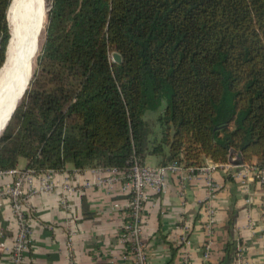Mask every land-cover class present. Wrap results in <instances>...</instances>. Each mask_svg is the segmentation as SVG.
Wrapping results in <instances>:
<instances>
[{"label":"trees","instance_id":"16d2710c","mask_svg":"<svg viewBox=\"0 0 264 264\" xmlns=\"http://www.w3.org/2000/svg\"><path fill=\"white\" fill-rule=\"evenodd\" d=\"M49 1L30 84L0 136V170L21 158L38 171L124 169L149 155L264 166V0ZM14 9L0 0L1 69Z\"/></svg>","mask_w":264,"mask_h":264},{"label":"crops","instance_id":"0c3cea01","mask_svg":"<svg viewBox=\"0 0 264 264\" xmlns=\"http://www.w3.org/2000/svg\"><path fill=\"white\" fill-rule=\"evenodd\" d=\"M160 162L154 155L145 160L153 166ZM213 163L207 159L202 166ZM25 166L19 164V168ZM256 167L258 159L254 158L230 170L183 166L169 171L165 191L150 193L142 211V238L149 263L181 264L186 258L190 264H220L226 244L235 240L236 253L229 264H236L237 253L245 264H264V188ZM66 174L77 187L67 208L59 197ZM54 176V193L28 198L32 234L24 264H129L124 257L126 244L120 239L130 198L123 181L84 187L85 182L107 173L79 170L72 164ZM12 180L11 175H0V190ZM18 230L10 199L0 198L2 239L13 243ZM0 264H12L11 252L0 251Z\"/></svg>","mask_w":264,"mask_h":264},{"label":"built area","instance_id":"2783aa9c","mask_svg":"<svg viewBox=\"0 0 264 264\" xmlns=\"http://www.w3.org/2000/svg\"><path fill=\"white\" fill-rule=\"evenodd\" d=\"M184 165L178 162H171L166 165H147L135 162L130 167L124 169L119 168H92L99 175L104 172L106 177L99 176L95 181H87L84 187H92L94 185L112 186L118 180L123 181V190L130 193V198L125 205L127 209V220L123 224L121 232V241L126 244V253L124 257L129 264H150L148 252L142 238V211L146 201L150 197V193H162L166 189V174L169 171H177L182 169ZM238 166L232 162L229 163H213L208 166H200L201 170H215L222 168L230 170V168ZM256 176L264 188V166L256 167ZM58 170L46 169L35 170L26 168H12L8 170H0V175H11L13 180L7 182L3 189L0 190V198H9L12 210L17 218L19 230L13 243H8L6 239H2L3 233L0 231V251H9L12 254V264H24L25 253L30 248L32 226L28 217V198L31 195L39 193H54L57 189L55 174ZM121 175V176H120ZM241 176V173H237ZM37 181V184H36ZM77 190L72 183L68 174L60 191V201L67 208L68 200ZM117 206V204H115ZM264 211V200H263ZM210 248V244L206 246ZM207 257L208 254L206 253ZM181 264H190L186 258ZM236 264H245L239 253L236 255Z\"/></svg>","mask_w":264,"mask_h":264},{"label":"bare ground","instance_id":"6f19581e","mask_svg":"<svg viewBox=\"0 0 264 264\" xmlns=\"http://www.w3.org/2000/svg\"><path fill=\"white\" fill-rule=\"evenodd\" d=\"M41 2L15 0L11 54L6 66L0 68V134L33 72V56L43 30Z\"/></svg>","mask_w":264,"mask_h":264},{"label":"rangeland","instance_id":"374dc122","mask_svg":"<svg viewBox=\"0 0 264 264\" xmlns=\"http://www.w3.org/2000/svg\"><path fill=\"white\" fill-rule=\"evenodd\" d=\"M41 6H42V12H43V10H44V17H43V30L41 31V34H40V36H39V40L37 41V46H36V50H35V52H34V54L36 53V51L38 52V54L40 53V50H41V48H42V45H43V42H44V40H45V35H46V29H45V27H46V22H47V11H48V9H49V6H50V1L49 0H42V2H41ZM11 42H12V40H11ZM38 54H37V56H38ZM36 57V56H35ZM35 57L33 56V61H35L34 63H33V72H34V70H35V67H36V60H34L35 59ZM26 161V159L25 158H21V160H20V164L21 165H23L24 163H26L25 162ZM148 162V161H147Z\"/></svg>","mask_w":264,"mask_h":264},{"label":"water","instance_id":"95a60500","mask_svg":"<svg viewBox=\"0 0 264 264\" xmlns=\"http://www.w3.org/2000/svg\"><path fill=\"white\" fill-rule=\"evenodd\" d=\"M10 6H11V5H10ZM9 8H10V7H9ZM8 11H9V10H8ZM39 36H40V35H39ZM37 51H38V50H37ZM37 51H36V53L34 54V56H36ZM113 59H114V61H116V62H121V60H122V56H121V54H120L119 52H114V53H113ZM32 65H33V63H32ZM32 74H33V72H32ZM32 74H31L30 79L28 80V85H27L26 89L24 90L23 94H22L21 97H20L19 102L21 101V99L23 98V96H24L26 90L28 89V86H29L30 81H31V78H32ZM17 100H18V99L16 98V103L18 102ZM19 102L17 103V105L14 107L12 113L10 114V116H9V118H8V121H7V123H6L5 127H4V129L6 128L7 124L9 123V121H10V119H11V117H12V115L14 114V112H15V110H16L18 104H19ZM4 129H3V131H4ZM3 131H2V132H3ZM1 134H2V133H1ZM1 134H0V136H1ZM232 163H234V164H239V163H237V162H232Z\"/></svg>","mask_w":264,"mask_h":264}]
</instances>
